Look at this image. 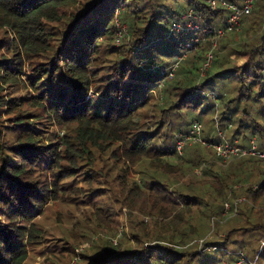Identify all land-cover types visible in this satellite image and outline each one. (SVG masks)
<instances>
[{
	"label": "trees",
	"instance_id": "trees-1",
	"mask_svg": "<svg viewBox=\"0 0 264 264\" xmlns=\"http://www.w3.org/2000/svg\"><path fill=\"white\" fill-rule=\"evenodd\" d=\"M225 15L208 0H0V264H21L44 206L81 189L69 187L77 171L88 195L107 194L95 181L115 184L139 215L127 234L101 222L117 240L94 264H205L236 241L250 252L264 226V157L223 162L199 141L176 149L193 121L202 130L220 114L217 128L236 122L245 147L258 135L264 151V0L240 33L217 37ZM227 34L238 38L220 43ZM47 125L64 129L59 140Z\"/></svg>",
	"mask_w": 264,
	"mask_h": 264
},
{
	"label": "rangeland",
	"instance_id": "rangeland-1",
	"mask_svg": "<svg viewBox=\"0 0 264 264\" xmlns=\"http://www.w3.org/2000/svg\"><path fill=\"white\" fill-rule=\"evenodd\" d=\"M253 18L254 16H250L248 19L245 18L237 32L240 33L242 27L246 28ZM224 37L225 36L221 37L219 41L220 43L227 40L229 43H231L235 38H238L232 34H227V37ZM115 44L119 43H117L115 40ZM231 57L232 59L236 60L237 64H241L244 62V57L242 56L233 54ZM220 93H222V91H220ZM219 115L220 114H218L217 119L213 123H211L212 125H207L205 122L210 115H205L204 117H202V120L205 121L201 120L202 132L198 141L199 144L201 143V145L208 148V150H211V146H209V142L205 140V137L207 135L214 136L216 134V136L225 137L227 139L241 137L242 135V132L236 131L238 124L230 120H224V122L229 125V128L220 126H218L217 128L216 124H218L219 122ZM44 129L47 131L49 130L51 134H54L57 140L61 138L64 131L62 127L60 128L56 125H47ZM249 132L250 130L248 129L245 130L244 133L247 136ZM242 137L240 138V143L246 146L247 139ZM255 138L256 142L260 143L258 135H255ZM188 149H191V147L186 148V150ZM203 152L204 151H202V153ZM235 160L237 159L231 158L227 161L230 162ZM215 161L221 163L224 162H222V160ZM98 166L99 162L95 167H93L91 171H89V173L94 174V178H97L95 170ZM78 173L79 171L76 172V177L72 181H70L71 185L69 187L74 189L75 187L77 188V186H80L81 189L75 194L69 193L65 196L61 195L57 200L49 201L48 204L44 206L43 212L35 218L34 221L36 222V227L39 229V237L31 239V242L30 240L26 242V244L24 245V249L26 250V252L21 264H94L93 257L97 252L103 251V248L106 246L104 242L106 240L116 239L115 236L111 235V233L105 230V227L101 223L103 220L110 225L113 224L119 227L117 232L122 230V233L126 232V234L127 232H129L131 224H136V220L139 218V215L136 213L129 215L126 208L123 205L120 206L121 196L117 192L115 184L111 186V191L108 192L106 189H103L106 188L107 185L102 181V179H100L101 183H97V181H95L92 183V186L94 188H102L100 192H107V194L103 196H96V194L99 193L97 192L93 195H88L89 190L85 187V177L79 175ZM130 177L134 180H140V177L136 173H134L133 176L131 173ZM105 197H107V201L111 202L113 214L110 219H112V221L108 218H104L102 215L103 209H101L100 207L103 206L102 200ZM257 211H260V209H258ZM259 215H264V213H261ZM252 216H256V214H252ZM144 220L145 223H148V216H144ZM230 221H235V218L230 219ZM262 227L264 226L256 228L257 231L255 234H260L258 235L257 241H253L255 238H249L252 241L250 252L245 248V245L242 246L243 244H245V242H242L240 244V242L237 243L236 241L234 245H230L227 242L226 246H220L217 251H212L213 254H211L210 256L208 254H205V257L209 259V261H206L205 264H230L237 257H239V255L241 256L240 253L236 254L239 249H243V252L241 253L246 258L245 264L254 262L255 258H258L259 252H264V232L262 234L260 233ZM213 229L214 230L211 231L209 236L203 238L211 240L213 237L214 240V232L216 231V229ZM222 229L223 227H221L219 238L216 239L223 240L222 238L224 234ZM239 232L242 233L243 231ZM247 239V235H245L244 241ZM252 248L258 250V252L254 254V249ZM261 259L262 258L260 257L259 260ZM259 260H256L254 263L264 264V262L261 263Z\"/></svg>",
	"mask_w": 264,
	"mask_h": 264
},
{
	"label": "built area",
	"instance_id": "built-area-1",
	"mask_svg": "<svg viewBox=\"0 0 264 264\" xmlns=\"http://www.w3.org/2000/svg\"><path fill=\"white\" fill-rule=\"evenodd\" d=\"M255 2L256 0H208L211 8L220 7L226 11L224 24L221 28L216 30V36L220 37L227 32L237 31L242 25L244 18L251 13ZM199 17L200 16L198 15L197 18ZM116 25L120 30L116 37V42L119 43L122 38V34L125 31V25L121 24L118 20H116ZM173 25L175 30H179L180 24L174 23ZM210 60L211 54H207V58L204 63L205 67L210 64ZM201 131L202 130L199 122L193 121L189 126L188 133L180 136V139L177 142L176 149L179 154L182 153V147L186 142L193 143L199 140ZM208 145L216 151L218 156L223 161H227L233 157L238 158L245 155L264 157V151H260L257 148L254 137L249 140L247 147L240 145L236 140L232 142L222 140L215 144L209 143ZM241 200H243V198H239L237 201L240 202ZM225 209H229L228 203H225ZM114 243H116L115 240ZM240 254L241 256L239 255V257H237L230 264H245L246 258L242 253ZM254 262H249V264H255Z\"/></svg>",
	"mask_w": 264,
	"mask_h": 264
},
{
	"label": "crops",
	"instance_id": "crops-1",
	"mask_svg": "<svg viewBox=\"0 0 264 264\" xmlns=\"http://www.w3.org/2000/svg\"><path fill=\"white\" fill-rule=\"evenodd\" d=\"M236 158V157H235Z\"/></svg>",
	"mask_w": 264,
	"mask_h": 264
}]
</instances>
